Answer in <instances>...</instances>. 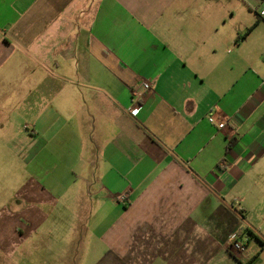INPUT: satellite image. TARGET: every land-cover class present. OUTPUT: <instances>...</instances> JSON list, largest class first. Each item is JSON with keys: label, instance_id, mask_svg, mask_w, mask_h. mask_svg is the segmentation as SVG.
<instances>
[{"label": "crops", "instance_id": "obj_1", "mask_svg": "<svg viewBox=\"0 0 264 264\" xmlns=\"http://www.w3.org/2000/svg\"><path fill=\"white\" fill-rule=\"evenodd\" d=\"M263 4L0 0V264L260 258Z\"/></svg>", "mask_w": 264, "mask_h": 264}, {"label": "built area", "instance_id": "obj_2", "mask_svg": "<svg viewBox=\"0 0 264 264\" xmlns=\"http://www.w3.org/2000/svg\"><path fill=\"white\" fill-rule=\"evenodd\" d=\"M258 17L264 21V4L261 6V8L258 10ZM151 84L150 82H142L140 83L133 91V100L131 107L128 109L130 113H135L141 106L144 101V98L146 94L151 90ZM208 122L218 128L219 130H223L224 128L227 127L226 121L222 119L216 111H210L207 116ZM127 199V194H120L116 196V201L122 202ZM248 240L243 242L240 241L239 239H236L233 242V249L236 252H243L247 245H248Z\"/></svg>", "mask_w": 264, "mask_h": 264}, {"label": "rangeland", "instance_id": "obj_3", "mask_svg": "<svg viewBox=\"0 0 264 264\" xmlns=\"http://www.w3.org/2000/svg\"><path fill=\"white\" fill-rule=\"evenodd\" d=\"M2 157H4V161L8 162V164L10 165V167H8V172L2 171L1 175H2L3 181L4 180H9V181L10 180H16L17 173L13 169V167H11V166L17 165L16 156L15 155H7V156H2ZM255 241H258V240H255ZM250 248L251 247H249V249ZM248 264H264V251L261 253L260 258L258 257V259L255 262H248Z\"/></svg>", "mask_w": 264, "mask_h": 264}]
</instances>
